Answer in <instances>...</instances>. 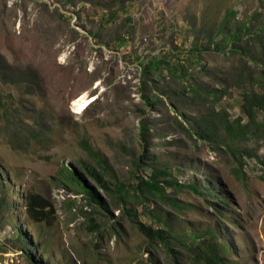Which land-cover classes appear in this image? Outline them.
<instances>
[{
  "label": "rangeland",
  "instance_id": "rangeland-1",
  "mask_svg": "<svg viewBox=\"0 0 264 264\" xmlns=\"http://www.w3.org/2000/svg\"><path fill=\"white\" fill-rule=\"evenodd\" d=\"M260 30L264 0H0V264H206L210 240L227 264H264V110L237 142L218 125L201 139L187 120L212 106L249 122L245 87L264 93ZM204 91L217 102L192 100ZM83 139L106 160L109 190L88 173ZM246 146L255 154L236 159L230 148ZM151 166L183 184L166 188L178 206L113 187ZM30 193L51 203L42 221L27 213ZM140 222L169 230L173 250Z\"/></svg>",
  "mask_w": 264,
  "mask_h": 264
},
{
  "label": "trees",
  "instance_id": "trees-1",
  "mask_svg": "<svg viewBox=\"0 0 264 264\" xmlns=\"http://www.w3.org/2000/svg\"><path fill=\"white\" fill-rule=\"evenodd\" d=\"M242 30V27L240 28ZM233 34V33H232ZM238 32L234 33L231 37V40H239L240 36ZM255 38L257 41L261 42L262 47H264V30H260L259 33H255ZM216 46L218 48L221 47L220 43L217 42ZM233 50L238 51L239 53H242L241 50H239L236 47H232ZM1 58V56H0ZM161 60L158 59H152L148 65L145 66L144 69V75L147 76V74L152 73L154 68H157L161 64ZM168 70L171 74H174L173 67L169 62H167ZM264 74V71H263ZM249 90L244 91L243 94V109L246 114V116L249 118V122H244L241 117L232 119L230 117V114L226 110H217L215 107L209 106L206 109L201 111V122L197 119L192 120L190 118H187L190 126L191 131L196 132L201 139L204 140H210L215 141V126L221 127L222 131L225 133L226 139L228 142H237L240 140H248L249 137L254 136L255 132L253 131V128L251 124L258 122L257 116L260 110H264V93L258 92L253 89V87H245ZM206 92L207 96L205 97H198L197 93L194 94L192 97V100H201L204 103L205 102H211L215 103L218 99L217 92H211V91H204ZM259 123V122H258ZM185 129V128H184ZM186 130V129H185ZM82 146L84 147L85 151H87V154L92 157L94 160V166L86 164V169L91 177L95 179L103 188H106L107 190L110 189L109 186H111L106 178L104 177L105 173H109L107 162L104 158L99 156L93 147L85 140L83 139L81 141ZM228 145V143H227ZM229 146V145H228ZM230 148V147H229ZM233 155L238 159V157L245 156L246 154L249 156H253L255 154V150L249 149L248 146H246L244 149L238 147V148H230ZM143 155L140 157L139 161L146 163L148 159H143ZM264 167V157L260 160ZM86 162H84L85 164ZM153 168V171L151 175L147 178L140 177L138 178V183L134 186L127 187L120 183H115L113 187L117 189L119 194H123L126 192V190H134L137 191L138 195L143 200H148L151 198V200H163L172 206L179 205V200L175 197L168 196L166 194V188L167 187H175V183L182 186L183 184H179L176 181L172 180L171 173L164 169L159 168L156 166H151ZM68 171V175L66 176V180L69 183H72L75 186H80L83 190H85L87 193H91L89 187L86 185V183L82 182L80 180L79 175L77 172L66 168ZM236 172L243 170L242 161L240 160L239 163L234 168ZM1 175V173H0ZM184 187H191L196 193L199 195H202L204 193V190H202L200 187H198L195 184H185ZM6 198L2 199L0 201V213L3 209V201ZM51 206V203L46 199L45 197L39 195V194H29V201L27 204V213L29 217L34 221H42L44 220L46 216V209ZM90 223L93 227H97L99 224L97 223L96 219L94 217H90ZM3 221V217L0 216V224ZM139 229L147 235L151 239V243H157L160 245L162 243L167 249H172L171 241L169 239V235H171V232L168 230L167 232H164L162 229H153L151 226H147L143 222H140L138 225ZM211 242V240H210ZM210 242H208V248L205 249V251H201L202 246H199V254L198 256L202 255L204 258V261L206 264H227L226 258L219 254L218 248L214 245H212ZM24 249V248H23ZM173 250V249H172ZM25 251V250H24ZM27 253L29 252V249L26 250Z\"/></svg>",
  "mask_w": 264,
  "mask_h": 264
},
{
  "label": "bare ground",
  "instance_id": "bare-ground-1",
  "mask_svg": "<svg viewBox=\"0 0 264 264\" xmlns=\"http://www.w3.org/2000/svg\"><path fill=\"white\" fill-rule=\"evenodd\" d=\"M92 99L93 98L86 96V94L80 95V97L75 99L72 103L73 110L80 114L89 106V104L92 102Z\"/></svg>",
  "mask_w": 264,
  "mask_h": 264
}]
</instances>
